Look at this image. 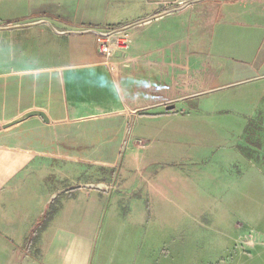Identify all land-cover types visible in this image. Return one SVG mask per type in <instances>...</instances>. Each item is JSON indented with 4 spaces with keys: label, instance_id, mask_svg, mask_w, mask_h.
<instances>
[{
    "label": "crops",
    "instance_id": "crops-1",
    "mask_svg": "<svg viewBox=\"0 0 264 264\" xmlns=\"http://www.w3.org/2000/svg\"><path fill=\"white\" fill-rule=\"evenodd\" d=\"M189 1L157 15L167 7L152 0H0V264L179 263L180 246L169 253L148 224L151 191L137 188L151 183L140 180L139 165L117 178L124 144L142 147L130 136L132 120L159 118L174 105L167 81L181 84V67L171 64L195 75L208 66L207 52L188 53L186 42L209 33L211 59L226 60L219 75L255 78L264 65V0ZM231 27L255 29L254 46L261 43L238 63L221 52ZM114 29L105 57L97 33ZM30 110L46 120L31 115L3 127ZM123 192L126 212L117 202L106 209Z\"/></svg>",
    "mask_w": 264,
    "mask_h": 264
},
{
    "label": "rangeland",
    "instance_id": "rangeland-1",
    "mask_svg": "<svg viewBox=\"0 0 264 264\" xmlns=\"http://www.w3.org/2000/svg\"><path fill=\"white\" fill-rule=\"evenodd\" d=\"M201 6L194 11L196 18L201 16ZM210 25H206L208 30ZM249 30L256 31L239 33L231 27L230 40L221 52L235 56L238 63V58L260 47L261 43L254 46L258 35ZM200 40L182 47L188 53L194 49L207 52L208 66L195 75L184 64H171L181 67V84L168 80L174 76L167 77L173 89L166 90V102L174 105L159 118L132 120L130 136L139 139L142 147L136 148L132 139L124 144L117 178L127 180L139 165L145 175L140 180L149 179L148 188H137L151 191L148 203L144 198L148 224L159 227L154 231L167 250L174 244L180 246L178 264H264V179L258 178V170L264 169V65L255 78L219 75L226 60L211 59L216 49L209 33ZM132 148L134 156L128 155ZM237 182L243 184L234 185ZM155 189L162 191L159 194ZM126 200L124 192L113 193L105 207L117 202L124 214Z\"/></svg>",
    "mask_w": 264,
    "mask_h": 264
},
{
    "label": "built area",
    "instance_id": "built-area-1",
    "mask_svg": "<svg viewBox=\"0 0 264 264\" xmlns=\"http://www.w3.org/2000/svg\"><path fill=\"white\" fill-rule=\"evenodd\" d=\"M155 3H160L166 6V11H174L181 8H185L190 4L189 0H152ZM115 34L114 30H109L106 32H98L97 33V50L100 54H103L105 57H108V44L111 41V36Z\"/></svg>",
    "mask_w": 264,
    "mask_h": 264
},
{
    "label": "water",
    "instance_id": "water-1",
    "mask_svg": "<svg viewBox=\"0 0 264 264\" xmlns=\"http://www.w3.org/2000/svg\"><path fill=\"white\" fill-rule=\"evenodd\" d=\"M172 107H173V105H168V106H166L167 109H172ZM31 115H39V116L42 117L43 120H46V118H45V114H44L43 112L38 111V110H30V111L25 112V113H24L23 115H21L20 117H18V118H16V119H14V120H12V121H10V122L4 124L3 127L11 126V125H13V124H15V123H17V122H19V121H22L23 119H25V118H27V117H29V116H31Z\"/></svg>",
    "mask_w": 264,
    "mask_h": 264
}]
</instances>
